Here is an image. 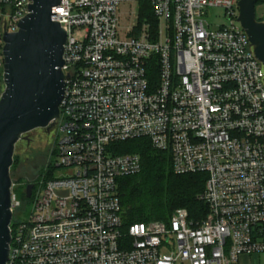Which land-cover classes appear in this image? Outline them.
Here are the masks:
<instances>
[{"label": "built area", "instance_id": "built-area-1", "mask_svg": "<svg viewBox=\"0 0 264 264\" xmlns=\"http://www.w3.org/2000/svg\"><path fill=\"white\" fill-rule=\"evenodd\" d=\"M241 0H60L67 34L57 168L32 218L11 229L7 264H238L264 255V64L238 20ZM158 22L120 27L122 4ZM31 0H0V101L5 34ZM220 9L225 24H214ZM145 139L177 175H206L201 222L124 226L120 180L142 170L114 145ZM14 187V186H13ZM12 187V213L22 203ZM35 186L32 196L34 194Z\"/></svg>", "mask_w": 264, "mask_h": 264}, {"label": "water", "instance_id": "water-1", "mask_svg": "<svg viewBox=\"0 0 264 264\" xmlns=\"http://www.w3.org/2000/svg\"><path fill=\"white\" fill-rule=\"evenodd\" d=\"M19 31L5 34L6 91L0 101V264H7L11 243L12 179L15 146L21 137L55 124L64 98L62 68L67 34L52 9L60 0H31ZM259 0H241L239 21L264 64V22L256 19ZM34 185L27 186L32 197Z\"/></svg>", "mask_w": 264, "mask_h": 264}, {"label": "trees", "instance_id": "trees-1", "mask_svg": "<svg viewBox=\"0 0 264 264\" xmlns=\"http://www.w3.org/2000/svg\"><path fill=\"white\" fill-rule=\"evenodd\" d=\"M146 20L153 30L157 29L158 22L150 7ZM113 149L117 154L139 155L142 160L141 172L121 179L119 184L126 228L139 222L169 223L178 209H186L191 220L196 223L205 219L208 207L201 196L205 189L206 175L175 174L170 154L154 150L145 139L115 144ZM49 175L46 174V178Z\"/></svg>", "mask_w": 264, "mask_h": 264}, {"label": "rangeland", "instance_id": "rangeland-1", "mask_svg": "<svg viewBox=\"0 0 264 264\" xmlns=\"http://www.w3.org/2000/svg\"><path fill=\"white\" fill-rule=\"evenodd\" d=\"M149 3L141 2L136 4H122L119 7L120 27L124 29L131 23H137L138 29L134 32L137 34L139 28H142L149 12ZM223 11L220 9L214 10L212 22L214 24H225L224 19H220ZM256 19L264 22V0L256 4ZM61 131L54 124L49 128L37 129L27 133L21 137L15 146L13 165L10 170V176L13 183V192L17 199L22 203V207L13 215L12 228L18 222H25L32 218L36 211L35 201L38 193L43 189L41 181L46 178V174L50 173L49 177L60 178L64 177L63 169L57 168L58 154L57 144L61 139ZM35 185L33 196L28 199L26 197L27 186ZM261 264H264V255L261 258Z\"/></svg>", "mask_w": 264, "mask_h": 264}, {"label": "crops", "instance_id": "crops-1", "mask_svg": "<svg viewBox=\"0 0 264 264\" xmlns=\"http://www.w3.org/2000/svg\"><path fill=\"white\" fill-rule=\"evenodd\" d=\"M262 257H248L243 256L241 257L238 264H261Z\"/></svg>", "mask_w": 264, "mask_h": 264}]
</instances>
